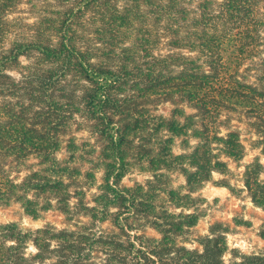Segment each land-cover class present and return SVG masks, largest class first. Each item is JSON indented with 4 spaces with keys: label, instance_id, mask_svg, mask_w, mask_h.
Wrapping results in <instances>:
<instances>
[{
    "label": "trees",
    "instance_id": "obj_1",
    "mask_svg": "<svg viewBox=\"0 0 264 264\" xmlns=\"http://www.w3.org/2000/svg\"><path fill=\"white\" fill-rule=\"evenodd\" d=\"M68 1L63 13L37 23L27 37L10 19L20 0H0V205L19 202L34 219L44 210L29 194L34 190L45 194L47 185L38 179L31 182L30 177L18 183L12 166L33 152L48 158L58 149V131L68 119L65 114L80 111L72 96L66 106L56 100L55 88L65 80L79 77L89 84L85 108L101 123L105 135L122 142L112 119L122 108L113 94L131 80L125 62L135 64L138 52L154 60L149 88L166 87L180 94L202 117L203 132L195 137L203 143L191 158L201 181L223 165L212 161L214 142L230 158H242L244 146L237 133L218 137L217 121L223 111L242 109L259 121L264 152V0ZM162 41L170 53L155 55ZM34 55L35 62L23 67L21 58ZM125 55L129 60H123ZM116 59L122 62L118 71L111 66ZM12 71L22 79L17 82ZM254 167L247 168L246 188L264 209L261 165ZM62 186L54 183L51 192L59 195ZM260 237L264 240V225ZM103 257V263L93 262ZM0 264H264V248L246 254L230 250L224 237H218L207 238L202 252H190L176 249L167 239L145 241L134 236L131 240L128 235L121 240L53 225L28 230L8 223L0 224Z\"/></svg>",
    "mask_w": 264,
    "mask_h": 264
},
{
    "label": "rangeland",
    "instance_id": "obj_2",
    "mask_svg": "<svg viewBox=\"0 0 264 264\" xmlns=\"http://www.w3.org/2000/svg\"><path fill=\"white\" fill-rule=\"evenodd\" d=\"M69 4L68 0H20L10 19L16 21L20 34L29 37L37 23L57 17ZM170 50L162 41L154 54L165 56ZM36 56L22 57V66L32 65ZM129 58L125 55L123 60ZM133 60L135 64L125 62L131 80L113 94L122 108L112 117L122 142L117 144L105 135L101 123L85 108L83 97L89 84L79 77L65 80L55 88L56 100L66 106L72 96L80 111L71 116L64 113L68 119L58 131V149L48 158L33 152L12 166L18 183L30 177L31 182L38 179L47 185L45 194L36 190L29 194L44 210L34 219L19 202L0 205V224L17 223L28 230L53 225L121 240L128 235L131 240L134 236L145 241L167 239L176 249L190 252H202L207 238L224 237L230 250L261 252L264 209L253 202L245 183L247 168L255 170L259 164L264 180L259 121L242 109L223 111L217 121L218 137L237 133L244 146L242 158H230L214 142L212 161L223 165L201 181L202 174L191 160L203 143L195 137L203 132L201 115L180 94L166 87L162 91L149 88L151 56L138 52ZM121 63L116 59L111 66L118 71ZM11 75L17 82L22 79L18 71ZM56 182L63 183L59 195L50 189ZM230 258L227 254L226 259ZM103 259L93 262L103 263Z\"/></svg>",
    "mask_w": 264,
    "mask_h": 264
}]
</instances>
